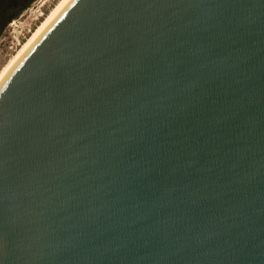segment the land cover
Wrapping results in <instances>:
<instances>
[{
    "label": "water",
    "instance_id": "95a60500",
    "mask_svg": "<svg viewBox=\"0 0 264 264\" xmlns=\"http://www.w3.org/2000/svg\"><path fill=\"white\" fill-rule=\"evenodd\" d=\"M0 264H264V0H70L0 84Z\"/></svg>",
    "mask_w": 264,
    "mask_h": 264
},
{
    "label": "rangeland",
    "instance_id": "374dc122",
    "mask_svg": "<svg viewBox=\"0 0 264 264\" xmlns=\"http://www.w3.org/2000/svg\"><path fill=\"white\" fill-rule=\"evenodd\" d=\"M58 1L59 0H30V2L26 4L20 12H18L11 19H9L10 21L9 23H12V21H14L13 23H15V25H18L19 28H16V26L13 25L9 26L8 23L5 31L0 36V76L7 68V66L10 64V61L14 56V53L16 54V50L18 51L24 45V43L28 40V38L36 30V28L40 25V23L44 20V18L50 13L52 8L56 5ZM40 10L43 12V16L40 17L39 20L33 19L34 16ZM31 21L35 23L33 24V28H32L33 31L31 32V34L28 35L27 39L24 40L23 43L15 51L9 50L8 41L13 35V29H15L16 32L20 31L21 26L23 25L26 26V24H28Z\"/></svg>",
    "mask_w": 264,
    "mask_h": 264
},
{
    "label": "bare ground",
    "instance_id": "6f19581e",
    "mask_svg": "<svg viewBox=\"0 0 264 264\" xmlns=\"http://www.w3.org/2000/svg\"><path fill=\"white\" fill-rule=\"evenodd\" d=\"M70 0H59L56 5L52 8L50 13L44 18V20L40 23V25L36 28V30L31 34L28 40L24 43V45L17 51L16 54L12 57L10 64L4 70L2 75L0 76V84L9 73V71L13 68V66L17 63V61L23 56V54L28 50V48L36 41V39L41 35V33L50 25V23L55 19V17L61 12V10L65 7V5Z\"/></svg>",
    "mask_w": 264,
    "mask_h": 264
},
{
    "label": "built area",
    "instance_id": "2783aa9c",
    "mask_svg": "<svg viewBox=\"0 0 264 264\" xmlns=\"http://www.w3.org/2000/svg\"><path fill=\"white\" fill-rule=\"evenodd\" d=\"M44 4V3H43ZM43 16V12L40 10L33 19L39 20L40 17ZM14 21H12V23H9V26H16V28H19L18 25H15V23H13ZM33 23L32 21L29 22L28 24L23 25L20 27V31H17L15 29H13V35L11 36L10 40L8 41V49L9 50H13L15 51L22 43L24 40L27 39L28 35L31 34V32L33 31Z\"/></svg>",
    "mask_w": 264,
    "mask_h": 264
},
{
    "label": "flooded vegetation",
    "instance_id": "af4514ba",
    "mask_svg": "<svg viewBox=\"0 0 264 264\" xmlns=\"http://www.w3.org/2000/svg\"><path fill=\"white\" fill-rule=\"evenodd\" d=\"M28 1L29 0H0V27L5 25L1 35L8 25L7 22L9 17L16 15Z\"/></svg>",
    "mask_w": 264,
    "mask_h": 264
},
{
    "label": "trees",
    "instance_id": "16d2710c",
    "mask_svg": "<svg viewBox=\"0 0 264 264\" xmlns=\"http://www.w3.org/2000/svg\"><path fill=\"white\" fill-rule=\"evenodd\" d=\"M28 3H29V2H27L26 4H28ZM26 4H25V5H26ZM25 5H24V6H25ZM13 16H14V15H13ZM13 16H10L9 19H11Z\"/></svg>",
    "mask_w": 264,
    "mask_h": 264
}]
</instances>
